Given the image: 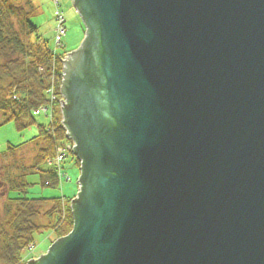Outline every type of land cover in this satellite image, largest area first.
I'll use <instances>...</instances> for the list:
<instances>
[{
  "label": "water",
  "instance_id": "95a60500",
  "mask_svg": "<svg viewBox=\"0 0 264 264\" xmlns=\"http://www.w3.org/2000/svg\"><path fill=\"white\" fill-rule=\"evenodd\" d=\"M73 231L27 264H264V0H72Z\"/></svg>",
  "mask_w": 264,
  "mask_h": 264
},
{
  "label": "trees",
  "instance_id": "16d2710c",
  "mask_svg": "<svg viewBox=\"0 0 264 264\" xmlns=\"http://www.w3.org/2000/svg\"><path fill=\"white\" fill-rule=\"evenodd\" d=\"M20 2H24L30 11L26 12ZM36 11L32 0H0V112L5 115V122L13 123L20 133L36 126L38 137L32 141L42 140L30 173L23 177L22 182H10L8 217L0 222V264H26L24 254L35 246L36 234L53 231L59 239L68 236L74 228V216L69 206L72 199L29 197L32 186L27 182L29 176L37 175L44 188L57 189L66 178L65 167L58 171V166H64L70 159V165L80 170V162L72 153L73 143L66 137L61 124L60 61L63 54H58L56 45V48L50 46L32 22ZM10 19L17 20L20 30L13 28ZM21 36L27 38L22 39ZM25 39L29 42H24ZM52 96L54 101H51ZM53 102L56 105L51 107ZM37 114H44L49 123L44 126L37 124ZM58 148L69 157L61 163L49 164L59 156ZM14 149L9 148L10 151ZM42 166L47 169H42ZM11 193L15 197H11ZM48 207L44 215L49 221L48 226L37 224L43 210Z\"/></svg>",
  "mask_w": 264,
  "mask_h": 264
},
{
  "label": "rangeland",
  "instance_id": "374dc122",
  "mask_svg": "<svg viewBox=\"0 0 264 264\" xmlns=\"http://www.w3.org/2000/svg\"><path fill=\"white\" fill-rule=\"evenodd\" d=\"M32 1L34 6L37 7V11L34 13V19L32 22L39 28V32L43 38L49 41L51 47L54 48L55 45L56 47H59L57 50L58 54H63L61 59L62 61H65L66 58H68L66 55L78 50L85 39V28L82 24L81 18L73 7L72 0H60L59 5H57L54 0ZM10 3L13 4V1H10ZM20 5L21 7H24L26 12L30 11V8H27L24 5V2H20ZM58 13L63 14V17L66 20V35L64 37V35L61 34V37L63 36V40L59 43L55 41V32L56 30L60 31L61 29L60 22L57 20ZM9 21L13 24L14 29L20 30V26L18 25L19 23L16 19H10ZM21 37L22 39L27 38L25 36ZM24 42L28 43L29 41L25 39ZM61 64L63 63L61 62ZM43 74H45V71ZM62 80L63 76L61 77L60 82V94ZM49 85L51 87L50 83ZM55 95L57 96V94H54L53 96ZM53 96L51 97V101H54L55 99ZM61 98L63 102H66L62 95L60 97V101ZM59 104L61 108V103ZM55 105L56 103L53 102L51 107ZM5 120V115L0 112V222H3L6 217H8L7 211L10 209L8 202V193L11 188L10 182L13 183L16 180L22 182L23 177L30 173V169L33 165V159L42 147L41 139L32 141L33 138L36 136L38 137V129L36 126L20 133L16 130L13 123H6ZM35 120L37 124L41 126L49 123L44 114H37V116H35ZM61 120L63 121V117ZM64 130L68 133L66 129ZM11 147L15 149L10 151L9 148ZM58 152L62 153L65 151L59 149ZM68 157L65 154L64 159H67ZM57 159L58 158H55L54 161L49 164L54 162L58 163ZM69 161L70 159L66 161L64 166L62 165L57 167L58 171L65 167V174L68 179V181H66L67 179L65 178L60 184V187L57 189L44 188L41 186L40 178L37 175L29 176L27 178V182L32 185L29 189V197L36 199L65 198L75 200L79 189L77 181L80 177V172L77 167H74L72 164L70 165ZM42 169L46 170L47 167L42 166ZM10 196L15 197V194L11 193ZM72 200L70 202H72ZM69 206L71 208V203H69ZM48 209L49 207L43 210L37 224L48 226L49 221L47 217L44 216ZM59 239L56 238L53 231H45L40 234H36L34 236L35 246H31L29 248V251L24 254V259L27 263L30 260L40 259L42 255L48 254V249Z\"/></svg>",
  "mask_w": 264,
  "mask_h": 264
},
{
  "label": "built area",
  "instance_id": "2783aa9c",
  "mask_svg": "<svg viewBox=\"0 0 264 264\" xmlns=\"http://www.w3.org/2000/svg\"><path fill=\"white\" fill-rule=\"evenodd\" d=\"M55 1L57 2L58 0H55ZM57 20H58V22H60V27H61L60 31L59 30L57 31V36H56V41H57V43H59L63 37V36L61 37V34H63L65 36L66 30L64 27V19L61 17V15L57 16ZM62 32H64V33H62ZM64 156H65L64 152L59 153L57 162L58 163L62 162L64 160Z\"/></svg>",
  "mask_w": 264,
  "mask_h": 264
},
{
  "label": "bare ground",
  "instance_id": "6f19581e",
  "mask_svg": "<svg viewBox=\"0 0 264 264\" xmlns=\"http://www.w3.org/2000/svg\"><path fill=\"white\" fill-rule=\"evenodd\" d=\"M81 176V175H80ZM67 181H68V179H67Z\"/></svg>",
  "mask_w": 264,
  "mask_h": 264
}]
</instances>
